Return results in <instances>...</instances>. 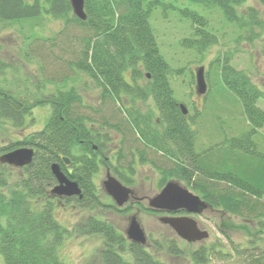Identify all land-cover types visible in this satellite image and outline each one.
Here are the masks:
<instances>
[{
    "label": "trees",
    "instance_id": "1",
    "mask_svg": "<svg viewBox=\"0 0 264 264\" xmlns=\"http://www.w3.org/2000/svg\"><path fill=\"white\" fill-rule=\"evenodd\" d=\"M165 1L84 0L86 18L80 19L72 12L69 0H0V22L3 24L36 21L46 15L61 20L63 28L52 36L24 35L21 55L46 59L40 49L47 44L44 52L51 53L57 45L64 52L69 51L66 63L71 66L72 74L75 72L79 79L84 77L79 84L72 74H62L57 80L40 78L36 74V83L25 82L20 87V76L13 71L9 79V64L0 58V155L19 146L34 149L32 161L23 167L0 163L3 264H70L59 252L69 232L56 215L60 206L69 208L67 206L73 201L75 206L91 211L100 206L129 210V205L118 208L102 201L94 181L99 169L106 167L122 182H131L132 177L127 174H132L133 165L128 163L116 168L106 154L116 135L120 139L118 160L124 159L126 150L134 144L161 152L171 159L172 165L156 166L160 174L159 187L171 178L184 180L190 189L199 192L209 208L233 214L250 225V220L255 221L252 226L255 229L247 232L254 234L251 243L264 239V151L258 149L254 139L257 130L264 127V109L257 104L264 90L252 80L249 72L230 63L233 52L224 55L218 77L239 98L248 128L226 139L230 147L240 152L231 168L225 169L224 164L207 160L204 152L195 148L196 133L192 127L195 115H190L188 109L183 113L173 96L167 77L170 67L159 52L149 23L154 8L169 5ZM186 1L194 8H185L193 26L192 37L181 42L185 46L202 52L217 42L216 35L205 28L201 8L218 7L228 22L238 28H250L249 40L259 36L251 26H261L263 21L257 9L252 6L243 9L245 0ZM70 27L77 29L69 33ZM56 57L62 58L61 55ZM126 73L130 74L133 84L125 77ZM142 78L145 79L143 83L139 82ZM91 90L97 94L93 103L86 100ZM150 97L156 112L142 104ZM40 105L50 106V114L42 128L16 139L14 132L24 127L27 115ZM140 153L144 154L145 150ZM63 156L68 157V164ZM53 162L77 182L81 198L51 193L56 183L50 168ZM222 181L225 182L223 186L219 185ZM71 227L83 234L102 235L99 255L104 264H129L124 252L130 255L133 264H167L164 258L184 254L174 237L149 235L142 245L127 239L110 222L94 214ZM190 254L195 264H204L209 252L200 244ZM261 254L248 262L264 264V252Z\"/></svg>",
    "mask_w": 264,
    "mask_h": 264
},
{
    "label": "rangeland",
    "instance_id": "2",
    "mask_svg": "<svg viewBox=\"0 0 264 264\" xmlns=\"http://www.w3.org/2000/svg\"><path fill=\"white\" fill-rule=\"evenodd\" d=\"M165 2L169 5L157 6L151 11L149 23L153 29L159 52L170 67V73L167 77L173 96L178 102H182L187 106L190 115H195L192 127L196 133V150L203 151L204 155L207 156V160L211 159L213 163L224 164L225 169L227 167L231 168L233 161L240 152L236 148L230 147L226 139L244 131L248 128V125L239 98L224 86L218 77V68L223 62L224 55L233 52L230 63L238 69L249 72L252 80L264 90V0H245L244 3L243 9L252 6L257 9L258 15L263 21L261 26L257 24L250 25L254 32L259 33V36L253 40L247 38L250 29L248 26L238 28L233 23L228 22L220 8H201L200 13L206 20L205 28L217 37V42L208 45L202 52L181 43L184 39L192 37V18L186 14L185 8L194 7L186 0H166ZM32 22L36 25H32ZM62 26L61 20L52 18L49 15L36 21H22L12 24L0 22V58L9 64L7 68L8 78L11 79L13 74L16 73L17 77L20 76L19 86L23 87L25 82L28 84H31V82L36 83L37 75L40 78L54 77L56 80L63 76L62 74L71 75V66L68 65V62L66 63L69 51L64 52L57 45L51 53L48 52L50 54L44 52L48 49L47 44L44 45V50L40 49L41 54L47 57L46 59H40L39 57L25 58L20 52V44L24 35L32 33L37 36H52L60 31L63 28ZM68 29H70V33L77 28L70 27ZM60 36L61 34H59ZM36 52L40 54L39 51ZM59 55L62 58L56 57ZM40 64L42 65L39 67ZM199 65L204 66V77L207 82V92L201 97L195 94L194 69ZM13 71L14 73H12ZM145 72L143 70V74ZM71 77H77L76 81L79 84H82L80 79L84 80L83 76L79 79L75 72ZM144 80L142 78L140 82L143 83ZM48 88L51 89L52 87ZM96 96V91L91 90L86 100L93 103L97 100ZM142 104L146 107L150 106L156 112L151 97ZM257 104L264 109V96L257 101ZM49 114V105L35 107L32 113L27 115L24 127L14 132V137L21 139L23 134L41 129ZM254 139L258 149L264 151V127L257 130ZM112 141H110V146L115 144V140ZM3 144H6V142H3ZM144 150V160L141 157L138 160L135 153L131 154L129 150H126V157L124 159L121 157L119 160L117 154L116 158H113L114 153L110 150L106 154L111 158L116 168L131 163L133 172L127 175L133 178L134 183L132 184H135L136 194L151 197L161 189L158 186L160 174L156 166L170 167L172 162L171 159L163 156L161 152H154L147 148H144ZM11 171L17 173L15 169ZM108 171L117 177L112 169L101 167L94 178L100 190L101 200L106 204L111 203L112 200L105 193L101 183ZM123 171L124 169L120 168V172ZM124 174L126 175V173ZM180 182L195 193L186 185L184 180H180ZM219 185L223 186L225 182H219ZM196 194H199V192ZM262 200L264 201V195ZM142 203L147 205L145 200H142ZM69 204L67 206L69 208L58 207L56 215L59 222L69 228V232L61 242L59 252L70 264H104L99 255V251L103 246L102 235L83 234L74 231L71 227L78 222L82 223L90 214L106 219L125 235V228L129 220L128 216L132 211H138V219L147 237L149 235L158 237L161 234H166L176 240L179 238L175 232L159 220V215L163 214L162 212L152 214L136 208L128 211H117L102 206L96 208L95 211H91L88 208L75 206L73 201ZM126 205H129V203ZM195 217L199 225L208 230L209 236L196 242H185L178 239V244L184 250V254L164 258L167 264H195L190 251L198 248L200 244L205 245L207 252H209L208 260L204 264H255L249 263L248 260H253L261 252H264V239L258 240V243H251L254 234H247L249 230L255 229V227H252L255 221L250 220L252 224L250 225L242 218L212 208L206 209L199 215H195ZM262 235L264 237V233ZM124 257L128 259L129 264H133L128 253L124 252ZM0 264H3L1 253Z\"/></svg>",
    "mask_w": 264,
    "mask_h": 264
},
{
    "label": "water",
    "instance_id": "3",
    "mask_svg": "<svg viewBox=\"0 0 264 264\" xmlns=\"http://www.w3.org/2000/svg\"><path fill=\"white\" fill-rule=\"evenodd\" d=\"M72 12L80 19L86 18L84 11V0H69ZM195 75V93L201 96L207 91V82L204 77V66L199 65L194 69ZM183 113L187 108L180 103ZM34 155V149L28 146H20L8 150L0 155V163H5L15 167H23L29 164ZM63 160L68 163L69 159L63 156ZM52 174L55 176L56 183L51 188V193L57 196H78L82 197L81 188L77 182L67 177L60 169L57 162L50 166ZM104 191L111 196L117 206H122L129 200L132 192L131 188L124 185L119 179L113 176L109 171L105 179L102 180ZM148 206L153 210L175 212L183 210L188 214H200L208 207V203L199 195L190 191L185 185L176 179L168 180L164 186L148 199ZM159 220L167 224L178 237L187 242H196L209 236L207 229L200 228L197 220L190 215H162ZM126 237L136 243L144 245L147 242V235L137 220L136 215H132L125 228Z\"/></svg>",
    "mask_w": 264,
    "mask_h": 264
},
{
    "label": "flooded vegetation",
    "instance_id": "4",
    "mask_svg": "<svg viewBox=\"0 0 264 264\" xmlns=\"http://www.w3.org/2000/svg\"><path fill=\"white\" fill-rule=\"evenodd\" d=\"M146 73V76L147 77H149V74L147 73V72H145ZM125 77L129 80V82L131 83V84H133V82H132V80H131V78H130V74L129 73H126L125 74ZM140 82V81H139ZM178 105H179V102H178ZM114 140H115V144H113V145H111L112 147H110V152H112V153H114V155H113V158L115 157L116 158V154H117V152H118V150H119V141H120V139H119V136L118 135H116L115 136V138H114ZM134 145H136V144H134ZM134 145H131V149L129 150V152L131 153V154H134L135 153V155H136V157H137V159L139 160V157H141L143 160L145 159V156L143 155V154H141L140 152L142 151V150H144V148L145 147H138L137 145L136 146H134ZM138 145H140L141 146V144H140V142L138 143ZM118 155V154H117ZM118 158V157H117ZM69 163V162H68ZM67 163V164H68ZM116 178H118V177H116ZM119 179V178H118ZM120 180V179H119ZM121 181V180H120ZM122 182V181H121ZM124 185H126V186H128V187H130L131 188V190H132V192H131V194H130V197H129V200L126 202V203H124L122 206H117L116 204H115V202L113 201V199L111 198V196H109L110 197V199L112 200V202L111 203H109V204H111V205H113V206H116V207H118V208H124V207H127L128 205H126V204H128L129 203V209L131 210V209H133V208H136V209H141L142 211H145V212H147V213H159V212H162L163 214H161V215H166V214H172V215H175V216H179V215H189L187 212H185V211H183V210H179V211H175V212H166V211H153L152 210V212H150L148 209H150L149 208V206H148V199H149V197H145L144 195H137L136 194V189H135V184H132V183H134L133 182V178L131 179V182H128V183H124V182H122ZM131 185V186H130ZM142 200H145L146 202H147V205H144L143 203H142ZM144 208V209H143ZM145 208H148V209H146L145 210ZM208 209H210L209 207H208ZM151 210V209H150ZM137 212L138 211H132L131 212V214L128 216L129 217V219H130V217L132 216V215H136V217H137V220L139 221V219H138V216H137ZM161 215H159V217L161 216ZM193 216H195V215H193ZM128 222H129V220H128ZM140 222V221H139ZM128 224V223H127ZM141 224V223H140ZM164 225H166V224H164ZM198 225H199V223H198ZM127 227V226H126ZM199 227H201L200 225H199ZM201 228H203V227H201ZM171 229V228H170ZM172 230V229H171ZM173 231V230H172ZM174 232V231H173ZM178 237V236H177ZM179 240H183V239H181L180 237L178 238ZM184 241V240H183Z\"/></svg>",
    "mask_w": 264,
    "mask_h": 264
}]
</instances>
